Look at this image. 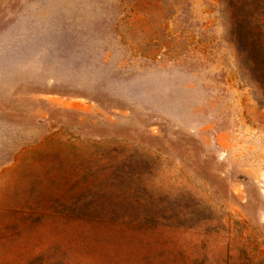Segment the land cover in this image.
I'll list each match as a JSON object with an SVG mask.
<instances>
[{
  "label": "rangeland",
  "instance_id": "obj_1",
  "mask_svg": "<svg viewBox=\"0 0 264 264\" xmlns=\"http://www.w3.org/2000/svg\"><path fill=\"white\" fill-rule=\"evenodd\" d=\"M245 31L264 0H0V264H264Z\"/></svg>",
  "mask_w": 264,
  "mask_h": 264
},
{
  "label": "trees",
  "instance_id": "obj_2",
  "mask_svg": "<svg viewBox=\"0 0 264 264\" xmlns=\"http://www.w3.org/2000/svg\"><path fill=\"white\" fill-rule=\"evenodd\" d=\"M246 22L248 23V21ZM249 24H252V26H256L255 23L251 20ZM246 28L249 32L250 28L249 27ZM248 32L246 33L245 31L243 35L240 34V39L245 43L243 44L244 50H249V47L252 48L256 81L259 85V88L263 91L264 94V36L263 34H261V32H259L257 37H253V36H249Z\"/></svg>",
  "mask_w": 264,
  "mask_h": 264
}]
</instances>
